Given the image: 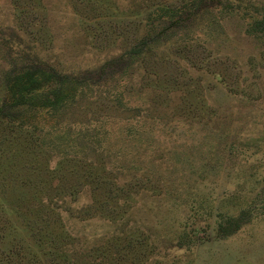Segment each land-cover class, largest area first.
<instances>
[{"label":"rangeland","instance_id":"374dc122","mask_svg":"<svg viewBox=\"0 0 264 264\" xmlns=\"http://www.w3.org/2000/svg\"><path fill=\"white\" fill-rule=\"evenodd\" d=\"M0 264H264V0H0Z\"/></svg>","mask_w":264,"mask_h":264},{"label":"trees","instance_id":"16d2710c","mask_svg":"<svg viewBox=\"0 0 264 264\" xmlns=\"http://www.w3.org/2000/svg\"><path fill=\"white\" fill-rule=\"evenodd\" d=\"M50 78H44L42 75L36 74L35 71L25 70L18 72L7 84L4 106H15L23 103L25 97L33 91L40 89ZM58 95V94H57ZM47 101L37 102L40 106Z\"/></svg>","mask_w":264,"mask_h":264}]
</instances>
